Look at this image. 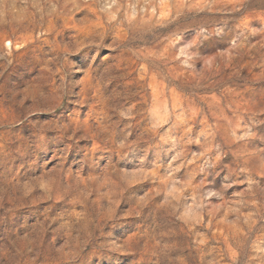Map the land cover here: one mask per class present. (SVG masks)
Wrapping results in <instances>:
<instances>
[{
	"label": "rangeland",
	"instance_id": "374dc122",
	"mask_svg": "<svg viewBox=\"0 0 264 264\" xmlns=\"http://www.w3.org/2000/svg\"><path fill=\"white\" fill-rule=\"evenodd\" d=\"M0 264H264V0H0Z\"/></svg>",
	"mask_w": 264,
	"mask_h": 264
}]
</instances>
